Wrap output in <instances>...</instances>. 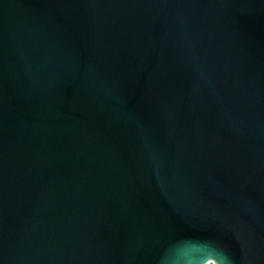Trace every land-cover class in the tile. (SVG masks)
Wrapping results in <instances>:
<instances>
[{
  "label": "water",
  "instance_id": "95a60500",
  "mask_svg": "<svg viewBox=\"0 0 264 264\" xmlns=\"http://www.w3.org/2000/svg\"><path fill=\"white\" fill-rule=\"evenodd\" d=\"M264 264V0H0V264Z\"/></svg>",
  "mask_w": 264,
  "mask_h": 264
},
{
  "label": "rangeland",
  "instance_id": "374dc122",
  "mask_svg": "<svg viewBox=\"0 0 264 264\" xmlns=\"http://www.w3.org/2000/svg\"><path fill=\"white\" fill-rule=\"evenodd\" d=\"M208 263H209V264H214V262H213V261H209Z\"/></svg>",
  "mask_w": 264,
  "mask_h": 264
},
{
  "label": "bare ground",
  "instance_id": "6f19581e",
  "mask_svg": "<svg viewBox=\"0 0 264 264\" xmlns=\"http://www.w3.org/2000/svg\"><path fill=\"white\" fill-rule=\"evenodd\" d=\"M209 262V261H208ZM207 264H209V263H207Z\"/></svg>",
  "mask_w": 264,
  "mask_h": 264
}]
</instances>
